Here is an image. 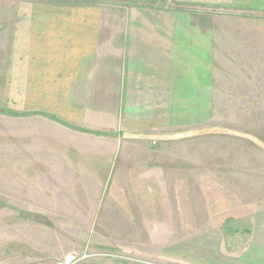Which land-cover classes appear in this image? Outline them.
I'll list each match as a JSON object with an SVG mask.
<instances>
[{
    "label": "rangeland",
    "instance_id": "obj_1",
    "mask_svg": "<svg viewBox=\"0 0 264 264\" xmlns=\"http://www.w3.org/2000/svg\"><path fill=\"white\" fill-rule=\"evenodd\" d=\"M33 1L0 0V21ZM127 1L114 6L185 10L207 26L216 75L209 121L139 135L81 133L0 110L6 264H73L85 255L76 264H184L170 248L243 242L251 213L264 206L262 0ZM3 62L0 54V84Z\"/></svg>",
    "mask_w": 264,
    "mask_h": 264
},
{
    "label": "crops",
    "instance_id": "obj_2",
    "mask_svg": "<svg viewBox=\"0 0 264 264\" xmlns=\"http://www.w3.org/2000/svg\"><path fill=\"white\" fill-rule=\"evenodd\" d=\"M108 2L39 0L14 7L12 19L0 21L2 108L46 116L81 133H156L208 123L216 75L207 26L185 10ZM249 221L243 242L170 248L169 255L184 264H264V206ZM6 256L0 248V264Z\"/></svg>",
    "mask_w": 264,
    "mask_h": 264
},
{
    "label": "trees",
    "instance_id": "obj_3",
    "mask_svg": "<svg viewBox=\"0 0 264 264\" xmlns=\"http://www.w3.org/2000/svg\"><path fill=\"white\" fill-rule=\"evenodd\" d=\"M0 110H4V111L7 112L8 114L17 115L15 112H12V111H10V110H6V109H3V108H0ZM50 119H52V118H50ZM89 133H90V132H89ZM137 135H139V134H137Z\"/></svg>",
    "mask_w": 264,
    "mask_h": 264
},
{
    "label": "built area",
    "instance_id": "obj_4",
    "mask_svg": "<svg viewBox=\"0 0 264 264\" xmlns=\"http://www.w3.org/2000/svg\"><path fill=\"white\" fill-rule=\"evenodd\" d=\"M92 257H94V256H92ZM88 258H91V256L85 255L82 259L78 260L77 262L84 260V259H88ZM77 262H74L73 264H76Z\"/></svg>",
    "mask_w": 264,
    "mask_h": 264
}]
</instances>
